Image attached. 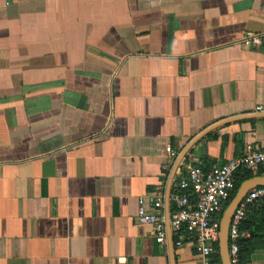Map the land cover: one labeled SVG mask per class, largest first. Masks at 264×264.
Returning <instances> with one entry per match:
<instances>
[{"label":"crops","instance_id":"0c3cea01","mask_svg":"<svg viewBox=\"0 0 264 264\" xmlns=\"http://www.w3.org/2000/svg\"><path fill=\"white\" fill-rule=\"evenodd\" d=\"M263 31L264 0H0V264H199L175 185L264 147Z\"/></svg>","mask_w":264,"mask_h":264},{"label":"built area","instance_id":"2783aa9c","mask_svg":"<svg viewBox=\"0 0 264 264\" xmlns=\"http://www.w3.org/2000/svg\"><path fill=\"white\" fill-rule=\"evenodd\" d=\"M242 44L246 47L264 46V31L249 32L243 38ZM256 109L257 112H264V105ZM167 151L169 159L166 166L178 156L171 146L167 147ZM241 168L250 170L253 176L264 175V147L248 143L240 156L223 165L215 164L209 169L191 164L188 166L187 175L175 185L177 207L170 216L171 231L176 236V246L181 247L186 242L192 244L200 260L199 264H222L217 257L220 219L236 191L235 173ZM261 197H264V186L250 190L234 212L229 233L233 264H239L238 239L244 235L240 232V225L246 217L247 207ZM140 202L143 204V198H140ZM152 207V211H147L140 205L137 217L153 225L158 243H166L168 230L163 212L164 197L161 194L154 196Z\"/></svg>","mask_w":264,"mask_h":264},{"label":"trees","instance_id":"16d2710c","mask_svg":"<svg viewBox=\"0 0 264 264\" xmlns=\"http://www.w3.org/2000/svg\"><path fill=\"white\" fill-rule=\"evenodd\" d=\"M251 177H253V174L250 170L239 169L235 173L236 191L241 183ZM240 232L244 235H241L238 239L239 264H246L252 260V255L257 249L264 248V197L248 205L246 217L240 225ZM217 257L220 259L219 254Z\"/></svg>","mask_w":264,"mask_h":264},{"label":"water","instance_id":"95a60500","mask_svg":"<svg viewBox=\"0 0 264 264\" xmlns=\"http://www.w3.org/2000/svg\"><path fill=\"white\" fill-rule=\"evenodd\" d=\"M264 186V175L253 176L241 183L235 195L226 206L220 219L219 255L222 264H233L230 255V224L235 210L245 198L247 193L256 188Z\"/></svg>","mask_w":264,"mask_h":264}]
</instances>
